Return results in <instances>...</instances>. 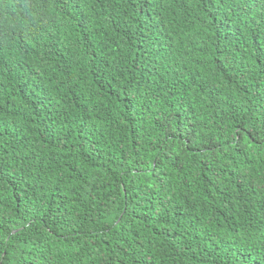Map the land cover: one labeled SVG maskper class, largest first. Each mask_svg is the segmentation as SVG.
I'll list each match as a JSON object with an SVG mask.
<instances>
[{"label":"trees","instance_id":"trees-1","mask_svg":"<svg viewBox=\"0 0 264 264\" xmlns=\"http://www.w3.org/2000/svg\"><path fill=\"white\" fill-rule=\"evenodd\" d=\"M0 264H264V0H0Z\"/></svg>","mask_w":264,"mask_h":264}]
</instances>
